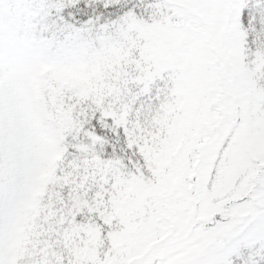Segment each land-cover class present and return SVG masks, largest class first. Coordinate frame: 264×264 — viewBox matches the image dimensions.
Wrapping results in <instances>:
<instances>
[{
	"label": "snow or ice",
	"instance_id": "1",
	"mask_svg": "<svg viewBox=\"0 0 264 264\" xmlns=\"http://www.w3.org/2000/svg\"><path fill=\"white\" fill-rule=\"evenodd\" d=\"M0 264H264V0H0Z\"/></svg>",
	"mask_w": 264,
	"mask_h": 264
}]
</instances>
